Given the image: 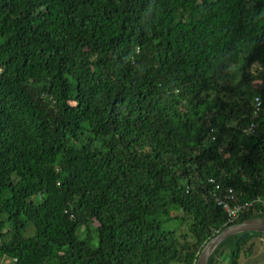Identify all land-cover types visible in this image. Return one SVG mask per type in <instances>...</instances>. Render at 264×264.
Masks as SVG:
<instances>
[{
	"label": "trees",
	"instance_id": "trees-1",
	"mask_svg": "<svg viewBox=\"0 0 264 264\" xmlns=\"http://www.w3.org/2000/svg\"><path fill=\"white\" fill-rule=\"evenodd\" d=\"M208 179L264 201V0H0V260L195 264L264 219Z\"/></svg>",
	"mask_w": 264,
	"mask_h": 264
},
{
	"label": "built area",
	"instance_id": "built-area-1",
	"mask_svg": "<svg viewBox=\"0 0 264 264\" xmlns=\"http://www.w3.org/2000/svg\"><path fill=\"white\" fill-rule=\"evenodd\" d=\"M251 115L256 116L261 110V100L258 96H253L250 102ZM254 124L250 123L244 130V135H248L252 132ZM207 184L212 188L211 193L213 201L217 207H219L226 216V222H233L239 215L244 214L253 206L259 205L264 209V201L255 198L250 201H237L235 193L232 188H220L214 183L212 179L207 180ZM264 247V238L261 240Z\"/></svg>",
	"mask_w": 264,
	"mask_h": 264
},
{
	"label": "water",
	"instance_id": "water-1",
	"mask_svg": "<svg viewBox=\"0 0 264 264\" xmlns=\"http://www.w3.org/2000/svg\"><path fill=\"white\" fill-rule=\"evenodd\" d=\"M250 232L264 234V219H248L240 224H235L222 229L204 245L198 254L195 264H206L210 253L222 240L232 235L240 234L234 242L237 243L247 237Z\"/></svg>",
	"mask_w": 264,
	"mask_h": 264
},
{
	"label": "rangeland",
	"instance_id": "rangeland-1",
	"mask_svg": "<svg viewBox=\"0 0 264 264\" xmlns=\"http://www.w3.org/2000/svg\"><path fill=\"white\" fill-rule=\"evenodd\" d=\"M238 69V67L236 68ZM232 85L235 87V89H242L243 88V85L239 79V73H238V70L235 71V76H234V79L232 80ZM249 90L251 91V94L254 92L253 91V87L252 85H250L249 87ZM249 91V92H250ZM230 98V97H227V99ZM231 100V99H229ZM176 225V224H175ZM180 230L184 231V227H181ZM93 238H95V235L93 234L92 235ZM96 242V240H95ZM227 244L225 243V245L223 246V250L226 252L227 250ZM226 258H223L220 260V264H226ZM264 264V255L263 254H259L258 253V248L257 247H254V251L251 255H248L246 256L245 259L242 260V262L240 261V264ZM0 264H11V262L8 260V259H1L0 260Z\"/></svg>",
	"mask_w": 264,
	"mask_h": 264
},
{
	"label": "crops",
	"instance_id": "crops-1",
	"mask_svg": "<svg viewBox=\"0 0 264 264\" xmlns=\"http://www.w3.org/2000/svg\"><path fill=\"white\" fill-rule=\"evenodd\" d=\"M261 234V233H260ZM264 238V236H262L261 235V237L259 238V243H257V242H253V245H252V247H251V252H250V255L253 253V251H254V247H257L258 248V253L259 254H263L264 255V247H263V243H262V239ZM243 260V259H242ZM242 260H241V262H242ZM242 264V263H241Z\"/></svg>",
	"mask_w": 264,
	"mask_h": 264
}]
</instances>
